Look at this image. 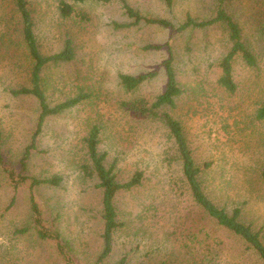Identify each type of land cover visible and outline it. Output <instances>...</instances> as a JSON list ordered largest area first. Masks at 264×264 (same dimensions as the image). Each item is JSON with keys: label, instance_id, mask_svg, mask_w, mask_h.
<instances>
[{"label": "rangeland", "instance_id": "374dc122", "mask_svg": "<svg viewBox=\"0 0 264 264\" xmlns=\"http://www.w3.org/2000/svg\"><path fill=\"white\" fill-rule=\"evenodd\" d=\"M27 1L40 52H58L66 38L74 50L72 60L48 63L41 71L49 104L89 95L46 118L27 160L30 176L62 178L59 186H39L34 195L41 211L55 217L53 227L73 264H116L122 256L128 264H263L252 247L193 202L165 127L126 104L142 99L149 105L164 90L162 62L168 58L169 45L183 92L175 97V106L164 105L159 111L179 120L196 165L209 164L199 178L208 197L228 213L239 208L240 221L258 232L264 243V119L255 118L264 103V0H235L230 5L255 58L249 65L240 54L234 56L232 92L218 82L219 61L230 47L221 23L181 31L143 22L115 27L114 22L132 21L115 0H63L74 10L68 17L60 14L62 0ZM126 1L174 27L186 14L195 19L212 17L216 2L174 0L168 10L162 0ZM31 67L13 1L0 0V264H64L55 242L40 239L33 229L18 231L29 225V189L23 184L14 191L3 168L17 167L31 142L38 102L31 95L9 92L30 86ZM154 70V76L133 90L119 82L122 73ZM93 125L100 131L97 148L105 154L103 163L117 182L142 172L139 185L114 196L122 225L114 230L112 249L99 263L102 191L95 177L81 170L87 162L84 137Z\"/></svg>", "mask_w": 264, "mask_h": 264}, {"label": "trees", "instance_id": "16d2710c", "mask_svg": "<svg viewBox=\"0 0 264 264\" xmlns=\"http://www.w3.org/2000/svg\"><path fill=\"white\" fill-rule=\"evenodd\" d=\"M15 10L18 13L21 24V37L25 49L32 60V67L30 71V86L20 87L17 89H10L9 92L14 96L31 95L36 98L38 102V114L35 120L34 130L31 136V142L27 145L18 160V166L10 168L4 166L5 173L13 190H17L20 185L27 184L29 191V225L19 229V232H27L34 230L35 234L43 240H52L55 242V249L58 255L62 258L64 264H73V259L66 243L60 238L58 231L55 229V217H50L44 214L38 202L35 199L34 191L37 187L42 185L57 187L61 184L62 178L59 175H53L45 178H38L30 176L27 173V160L31 155V150L36 149L35 143L42 130V126L46 118L50 115H55L61 111L73 107L81 100L88 98V94H81L76 97L69 98L63 102L51 105L49 104L45 92L41 84V71L48 63H58L70 61L74 57V50L70 38H66L61 50L53 54L45 55L39 50L37 40L33 30V20L27 0H12ZM83 2L85 0H76ZM100 2H110L112 0H95ZM121 3L125 14L132 19L129 23H113L115 27H126L136 25L139 22L145 24H158L164 27L174 28L176 31H181L187 28H205L215 23H221L226 31L227 39L230 43L228 52L220 59L219 66L222 74L218 79L219 84L227 91L232 92L236 85L232 78V60L236 54H240L243 60L249 64L254 65L255 58L249 50L243 38L242 28L236 17L230 10V5L235 0H216L214 14L207 19H195L190 14H186L184 21L174 27L173 23L164 18H157L146 16L139 10L131 7L126 0H115ZM168 10H172L174 0H162ZM59 11L63 17L71 16L74 12L73 7L66 1H61L59 4ZM84 16V15H83ZM85 18V17H84ZM160 45H147L145 48H159ZM166 74V84L164 90L155 97L154 101L149 105L142 99L132 103H128L130 109L135 110L140 114L154 118L161 125H163L168 132V135L173 139V144L181 160L182 175L188 189L190 191L193 202L207 214L218 226L232 232L239 236L245 243L252 247L260 256L264 264V243L262 242L258 232L254 231L250 225L240 221V209L235 207L231 213H228L224 208L218 207L205 193L200 175L204 168L208 167V163H204L203 167L196 165L191 151L189 149L183 128L179 120L174 118L169 112L159 111V109L167 105L169 107L175 106V97L183 92V89L177 82L173 67V53L171 47L168 45V58L162 62ZM156 74V70L138 75L120 74L119 82L124 89L130 91L141 84L145 79L150 78ZM125 105V104H124ZM255 118L258 120L264 119V103L257 108ZM99 128L93 125L87 135L84 137L85 153L87 162L81 165V170L85 176H93L97 180V186L102 191V215L103 222L102 240L103 248L97 258V263L101 262L111 251L112 234L115 229L122 224L116 218V211L114 208L113 199L118 190L130 189L141 183L142 172L135 171L131 177L123 183L115 180L112 171L106 168L103 161L105 154L98 151V135ZM0 150H1V135H0ZM0 162L2 157L0 154ZM6 164V163H5ZM264 177V168L261 172ZM14 203L12 199L10 206ZM116 264H128L125 256H122ZM145 264V263H140Z\"/></svg>", "mask_w": 264, "mask_h": 264}]
</instances>
